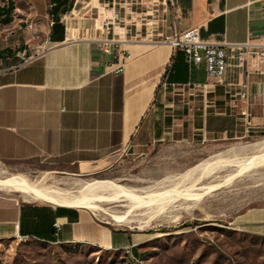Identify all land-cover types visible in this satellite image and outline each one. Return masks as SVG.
<instances>
[{
    "label": "crops",
    "instance_id": "obj_1",
    "mask_svg": "<svg viewBox=\"0 0 264 264\" xmlns=\"http://www.w3.org/2000/svg\"><path fill=\"white\" fill-rule=\"evenodd\" d=\"M91 2L24 0L19 18L14 0H0V163L48 162L90 173L165 141L264 132L263 66L252 65L247 76V104L232 102L235 76L207 79L203 63L187 65L164 42L126 41L124 70L108 73L107 57L91 42L98 29L77 15L79 3ZM169 21L171 34L195 28L206 40L246 43L264 36V0H177ZM74 26L84 29L81 37ZM175 95L188 96L186 107ZM28 202L0 196V239L136 254L88 210Z\"/></svg>",
    "mask_w": 264,
    "mask_h": 264
},
{
    "label": "rangeland",
    "instance_id": "obj_2",
    "mask_svg": "<svg viewBox=\"0 0 264 264\" xmlns=\"http://www.w3.org/2000/svg\"><path fill=\"white\" fill-rule=\"evenodd\" d=\"M87 1L92 2L77 6V15H85L81 21L88 20L87 27L99 31L102 19L110 16L113 9L118 16L115 37L121 40L162 42L173 31L169 19L177 0ZM14 2L20 18L25 14L24 0ZM73 28L78 29L81 37L84 29ZM173 97L180 100V106L186 107L187 95ZM262 141L264 132L233 134L226 139L196 136L188 145L165 141L156 144L147 154L130 153L90 173L48 162L0 163V180L19 177L37 182L44 179V186L70 193L77 192L84 182L112 181L149 201L153 192L172 188L171 183L155 188L158 182L178 177L202 162H213L217 155L230 150L238 153L236 158H246L250 154L239 152V148ZM174 188L176 196L172 203L155 209L151 220L139 216L145 207L132 209L135 203L123 198L119 203L99 201L93 204L98 210H88L99 225L120 233L129 244H134L136 254L127 248L8 238L0 239V264H264V163L241 173L235 168H224L192 188L189 185ZM0 196L41 203L34 195L30 197L1 187ZM114 216H126L128 223Z\"/></svg>",
    "mask_w": 264,
    "mask_h": 264
},
{
    "label": "built area",
    "instance_id": "obj_3",
    "mask_svg": "<svg viewBox=\"0 0 264 264\" xmlns=\"http://www.w3.org/2000/svg\"><path fill=\"white\" fill-rule=\"evenodd\" d=\"M117 20L118 16L112 9L110 16H104L101 21L100 36L91 40L96 51L107 57L106 71L112 74L122 73L129 58V52L122 47L126 41L115 37L114 24ZM162 42L170 45L174 52L181 51L188 65L203 63L207 79L225 81L230 75L235 76L237 82L231 86L234 88L232 102H249L251 94L247 76L252 65L264 67V36L250 37L246 43L234 44L203 39L198 29L190 28L168 35ZM207 87V83L200 86L203 90ZM192 102L191 98L189 104L192 105Z\"/></svg>",
    "mask_w": 264,
    "mask_h": 264
},
{
    "label": "bare ground",
    "instance_id": "obj_4",
    "mask_svg": "<svg viewBox=\"0 0 264 264\" xmlns=\"http://www.w3.org/2000/svg\"><path fill=\"white\" fill-rule=\"evenodd\" d=\"M238 151L246 152L250 154V156H245L246 158H236L238 153L236 154V151L234 150L219 154L213 162H202L178 177L168 178L155 184L154 187L159 188L161 184L171 183L170 187L172 188L153 192L152 198L149 201L142 200L134 194V192L116 185L112 181L93 180L84 182L75 193L50 189L43 185L44 179L38 180L37 182H29L19 177H13L8 180H0V187L8 191H20L30 197L34 195V199L41 203L64 205L85 210H98L95 203L99 201L119 203L122 202L119 199L123 198L135 203L134 205H131L132 209L136 207H145V210L140 213L139 216H141L142 219L151 220L154 218L155 209L160 210L172 203L176 196V189L174 187L189 185L190 188H192L195 185H199L203 179L209 177L218 170L235 168L237 173H241L248 167L257 166L259 164L262 165L264 163V141L241 147ZM257 152H259V154H256ZM188 190L189 189L185 190V192H188ZM145 191L147 192V190ZM140 192H144V190H141ZM93 204L95 205L93 206ZM133 211H131V213ZM113 218H123L125 219L124 223H128L126 216H114Z\"/></svg>",
    "mask_w": 264,
    "mask_h": 264
},
{
    "label": "trees",
    "instance_id": "obj_5",
    "mask_svg": "<svg viewBox=\"0 0 264 264\" xmlns=\"http://www.w3.org/2000/svg\"><path fill=\"white\" fill-rule=\"evenodd\" d=\"M61 4V3H60ZM57 25V23L56 22H54V24H53V27H55ZM182 53L181 51H175V53L177 54V53ZM182 55H183V58H184V60H185V56H184V54L182 53ZM185 63H186V61H185ZM187 64V63H186ZM188 65V64H187ZM168 80V78L166 79V81ZM35 240H37V239H35ZM38 241H41V240H38ZM41 242H44V243H47L46 241H41ZM51 244V243H50Z\"/></svg>",
    "mask_w": 264,
    "mask_h": 264
}]
</instances>
